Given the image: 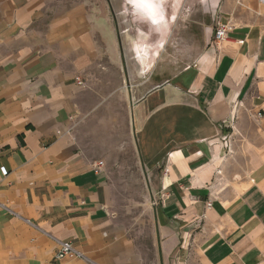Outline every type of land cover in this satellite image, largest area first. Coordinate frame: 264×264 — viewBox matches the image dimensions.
<instances>
[{
	"label": "crops",
	"instance_id": "0c3cea01",
	"mask_svg": "<svg viewBox=\"0 0 264 264\" xmlns=\"http://www.w3.org/2000/svg\"><path fill=\"white\" fill-rule=\"evenodd\" d=\"M197 1L204 51L142 90L136 43L127 75L121 59L124 1L113 15L112 0H0V201L19 214L0 209V264H87L56 257L47 234L99 264H142L109 210L95 121L111 99L147 179L152 264H264V0ZM108 61L122 76L103 92Z\"/></svg>",
	"mask_w": 264,
	"mask_h": 264
},
{
	"label": "rangeland",
	"instance_id": "374dc122",
	"mask_svg": "<svg viewBox=\"0 0 264 264\" xmlns=\"http://www.w3.org/2000/svg\"><path fill=\"white\" fill-rule=\"evenodd\" d=\"M115 1L112 0V8H109L113 15L119 13ZM122 1L124 11L129 14L126 18L114 20L121 43L124 73L127 75L126 66H129L128 60L133 58L131 50L136 43V56L149 71L138 74L137 82L142 84V90L178 73L204 51V27L211 23L212 17L202 11L197 0H167V14L164 9L158 8L155 18L142 8L135 7L130 0ZM189 8L191 14L188 17ZM135 12L143 18L132 15ZM211 37L213 39V34ZM108 63L107 69H100L103 72V92L111 84L118 83L122 76L112 61ZM110 102L111 106L98 109V119L95 121L99 128L96 139L109 154L105 167L108 168L111 190L110 214L137 247L142 264H152L155 250L153 212L146 187L147 179L134 146L129 108L120 99H111ZM249 117L255 122L258 115L250 113ZM239 145L242 152V143Z\"/></svg>",
	"mask_w": 264,
	"mask_h": 264
},
{
	"label": "built area",
	"instance_id": "2783aa9c",
	"mask_svg": "<svg viewBox=\"0 0 264 264\" xmlns=\"http://www.w3.org/2000/svg\"><path fill=\"white\" fill-rule=\"evenodd\" d=\"M229 31V26L226 23H221L216 21L214 30H213V41L215 43L220 42L223 40L227 32ZM81 84V82H78ZM104 162L103 160H99L94 166L93 169L95 172H99L101 168L103 167ZM1 172L3 174H6V170L4 167L1 168ZM0 209L7 211L11 214H14L19 217V214L15 213L7 203L0 201ZM26 222L31 223L29 220L25 219ZM35 228H38L36 225L32 224ZM40 230V229H39ZM50 238H52L58 245L57 251H56V257L61 258L65 256L73 257V258H80L84 260L87 264H99L89 258L87 255H85L82 251L76 249L70 242L65 240H60L58 238H55L54 236L47 234Z\"/></svg>",
	"mask_w": 264,
	"mask_h": 264
},
{
	"label": "clouds",
	"instance_id": "9594fccd",
	"mask_svg": "<svg viewBox=\"0 0 264 264\" xmlns=\"http://www.w3.org/2000/svg\"><path fill=\"white\" fill-rule=\"evenodd\" d=\"M130 2L134 3L135 7L142 8L146 13L154 18L158 8L164 9L165 14L168 12V9L165 7L167 0H130ZM201 8L204 11L203 4H201ZM187 12L189 17L191 14V8H189Z\"/></svg>",
	"mask_w": 264,
	"mask_h": 264
}]
</instances>
